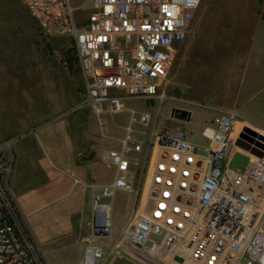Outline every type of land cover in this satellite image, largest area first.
Returning a JSON list of instances; mask_svg holds the SVG:
<instances>
[{
    "label": "built area",
    "instance_id": "obj_1",
    "mask_svg": "<svg viewBox=\"0 0 264 264\" xmlns=\"http://www.w3.org/2000/svg\"><path fill=\"white\" fill-rule=\"evenodd\" d=\"M49 38L73 40L84 78L81 109L102 131L121 115L128 99H164L173 64L193 31L203 0H91L80 27L73 0H20ZM149 113L131 111L119 150L109 157L114 181L92 200V236L112 233L113 200L123 192L134 204L109 255L87 239L78 264H101L126 256L140 264H264V157L236 146L262 150L264 136L235 111H218L195 144L185 125L155 128L146 142L134 126L146 127ZM249 129L250 131H247ZM242 135H244L242 137ZM14 141L0 142V264H51L25 219L13 174ZM146 149L140 168L136 154ZM249 158L232 167L231 152ZM180 258L181 261L176 260Z\"/></svg>",
    "mask_w": 264,
    "mask_h": 264
},
{
    "label": "rangeland",
    "instance_id": "obj_2",
    "mask_svg": "<svg viewBox=\"0 0 264 264\" xmlns=\"http://www.w3.org/2000/svg\"><path fill=\"white\" fill-rule=\"evenodd\" d=\"M263 1L203 0L200 14L204 16L200 18L202 15H197L193 31L180 49L170 73L166 97L152 101L126 100V110L121 115L109 117L108 130L102 131L96 118L86 109L79 108L85 97V88L73 40L50 38L54 45V53L51 54L40 36L38 25L22 2L0 0V142L14 141L16 163L13 183L16 195L23 205L28 225L32 226L51 264H78L84 259L87 239L103 245L109 255L133 207L134 197L117 193L113 200L111 235L94 237L89 199L82 216L69 217L70 210L65 209L72 204L74 191L81 188L78 180L60 177L61 181L56 178L58 185L68 184L70 188L66 197L58 198L60 195L56 191L47 190L52 178L42 162L51 164L55 172H60L62 162H67L69 157V146L77 152L85 151L82 154L86 159L101 147L119 150L131 111L151 115L148 126H134L136 135L143 142L155 128L179 123L175 110H182L191 113V122L184 126L191 140L195 144L207 145L202 131L215 114L218 111H235L241 78L236 69L238 65L241 68L243 59H247L234 55H240L242 51L219 49L221 41L230 40L221 32L225 26L223 19L230 16L231 10L224 11L223 8L230 5L239 12L247 2L252 10ZM84 3L86 6L78 9ZM73 4L78 9L77 23L82 27L91 13L92 2L73 0ZM204 12H207L206 18ZM234 42L230 41L231 45ZM212 46L217 48L212 49ZM229 53L233 55L227 56ZM69 54L74 58L73 64L69 65L71 72L62 62ZM231 155L233 168L248 165L247 156L235 150ZM137 158L140 168L143 167L146 155ZM110 165H113L112 161L105 159L99 164L105 181L113 179ZM90 194L93 195L91 191ZM78 203L75 201L74 204L78 206ZM115 258L110 257L106 264H112ZM115 264L140 263L121 257Z\"/></svg>",
    "mask_w": 264,
    "mask_h": 264
},
{
    "label": "crops",
    "instance_id": "obj_3",
    "mask_svg": "<svg viewBox=\"0 0 264 264\" xmlns=\"http://www.w3.org/2000/svg\"><path fill=\"white\" fill-rule=\"evenodd\" d=\"M262 4L264 3H259L258 7H253L252 10H250L248 3L245 2V6L241 8L239 12L234 10V8L230 5L225 8L222 7L224 11L227 9L231 10L230 16L227 15L223 19L225 23L223 25L225 26L221 32L226 34L230 40H227L226 42L221 41L219 49L242 51L240 55L237 53L234 55L247 58L243 59L241 68L238 65L236 69L237 73H241V78L239 80V92L236 99L235 111L237 114H239V116H242V122L264 130V7L262 9ZM260 9H262L261 13ZM254 10L257 11L253 12ZM199 14L200 9L197 15L199 16ZM204 14V18H206L207 12H204ZM203 16L204 15L200 16V18H203ZM200 20L199 22L201 23ZM230 41H236V43L234 42L231 45ZM216 48L217 46H212V49ZM232 55L233 53L227 54V56ZM67 150L69 157L67 158V162H62L60 166V172H55L52 169L51 164L49 165L47 162H45L46 164L42 162L46 171L50 172V176L53 181V186L51 181V186L47 190L53 193L56 191L57 194L60 195L58 198H63L70 193V188L68 184L64 185L61 183L58 185L59 183H56L58 181L55 182V179L58 178L60 180L63 178L66 180L67 177L69 180H78V186L81 188L77 192L76 190L74 191L75 195L73 196L74 198L72 200V204L66 206L65 209L70 210L68 213L69 217L82 216L83 209L86 207V201H88V199L90 200L89 206L92 208V196L97 193L98 190L100 191L103 186L113 183L115 167L110 165L114 172L113 179L111 181H105L102 178L99 164L102 159L111 161L109 152L116 149L105 150L103 147H101L100 150L92 152L89 159L83 157L82 153L85 151L77 152L74 148L72 149L71 146L67 147ZM35 153L36 152L33 153L34 160L36 156ZM144 154L146 155V149H144L142 153L137 154V157L142 158ZM34 165L36 169L37 164L34 163ZM90 191L93 195L90 194ZM75 201L79 202L78 206L74 204ZM19 204L24 214V208L20 201ZM29 227L36 237L32 226ZM37 240L39 241L38 238ZM121 257L126 256L116 257L112 260V264L117 263ZM109 262V260H106L105 264Z\"/></svg>",
    "mask_w": 264,
    "mask_h": 264
},
{
    "label": "water",
    "instance_id": "obj_4",
    "mask_svg": "<svg viewBox=\"0 0 264 264\" xmlns=\"http://www.w3.org/2000/svg\"><path fill=\"white\" fill-rule=\"evenodd\" d=\"M175 112L180 113L181 115L178 117L179 120L184 121L187 120L189 121L191 119V113L188 111H182V110H175ZM247 131H250L249 129H246ZM244 135H242L243 137ZM236 146L243 149L245 152L250 153L251 155H254L258 158H263L264 157V145L259 144L258 147L261 148L262 150H259L258 148L252 146L249 143L244 142L242 139H239L236 142ZM176 260L181 261L180 258H176Z\"/></svg>",
    "mask_w": 264,
    "mask_h": 264
},
{
    "label": "trees",
    "instance_id": "obj_5",
    "mask_svg": "<svg viewBox=\"0 0 264 264\" xmlns=\"http://www.w3.org/2000/svg\"><path fill=\"white\" fill-rule=\"evenodd\" d=\"M39 30H40V28H39ZM40 36L44 40L47 50L51 54H53L54 53V45H53L52 41L50 40V38L48 36H46L41 30H40ZM76 54H77V52H76ZM77 60H79L78 54H77ZM62 62L65 65V67L68 69V71L71 72L69 65H72L74 62L73 56L71 54H69L66 58L64 57L62 59Z\"/></svg>",
    "mask_w": 264,
    "mask_h": 264
},
{
    "label": "bare ground",
    "instance_id": "obj_6",
    "mask_svg": "<svg viewBox=\"0 0 264 264\" xmlns=\"http://www.w3.org/2000/svg\"><path fill=\"white\" fill-rule=\"evenodd\" d=\"M247 126H249V127H251V128H255L254 130H257L258 131V133L260 134V135H262V136H264V131L263 130H259V129H257L256 127H253V126H251V125H249L248 123H245ZM236 151V150H235ZM237 152V151H236Z\"/></svg>",
    "mask_w": 264,
    "mask_h": 264
},
{
    "label": "flooded vegetation",
    "instance_id": "obj_7",
    "mask_svg": "<svg viewBox=\"0 0 264 264\" xmlns=\"http://www.w3.org/2000/svg\"><path fill=\"white\" fill-rule=\"evenodd\" d=\"M181 114L177 112V116L179 117Z\"/></svg>",
    "mask_w": 264,
    "mask_h": 264
}]
</instances>
